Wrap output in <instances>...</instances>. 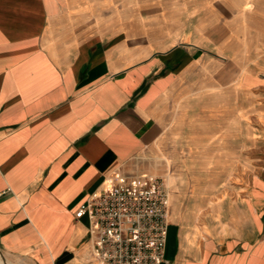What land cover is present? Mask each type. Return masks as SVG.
Segmentation results:
<instances>
[{
  "label": "crops",
  "instance_id": "1",
  "mask_svg": "<svg viewBox=\"0 0 264 264\" xmlns=\"http://www.w3.org/2000/svg\"><path fill=\"white\" fill-rule=\"evenodd\" d=\"M114 172L169 180L162 264H264V0H0V263L97 264Z\"/></svg>",
  "mask_w": 264,
  "mask_h": 264
},
{
  "label": "built area",
  "instance_id": "2",
  "mask_svg": "<svg viewBox=\"0 0 264 264\" xmlns=\"http://www.w3.org/2000/svg\"><path fill=\"white\" fill-rule=\"evenodd\" d=\"M171 192L146 172H114L76 211L88 219V259L97 264H162L169 232Z\"/></svg>",
  "mask_w": 264,
  "mask_h": 264
},
{
  "label": "rangeland",
  "instance_id": "3",
  "mask_svg": "<svg viewBox=\"0 0 264 264\" xmlns=\"http://www.w3.org/2000/svg\"><path fill=\"white\" fill-rule=\"evenodd\" d=\"M216 5H218L219 6V3H216ZM217 36V35H216ZM188 131L186 130V131H182V134H180V135H178L180 138H185V137H187L188 135ZM169 148H171V150H173V149H177L178 151H177V154H180V155H185L186 153H187V151H184V150H186V148L187 147H185V146H171V147H169ZM161 155H159V158L160 159H166L167 160V158H165L164 157V155H163V152H161L160 153Z\"/></svg>",
  "mask_w": 264,
  "mask_h": 264
},
{
  "label": "bare ground",
  "instance_id": "4",
  "mask_svg": "<svg viewBox=\"0 0 264 264\" xmlns=\"http://www.w3.org/2000/svg\"><path fill=\"white\" fill-rule=\"evenodd\" d=\"M167 180V183L169 184V180L168 179H166ZM1 264V263H0Z\"/></svg>",
  "mask_w": 264,
  "mask_h": 264
}]
</instances>
